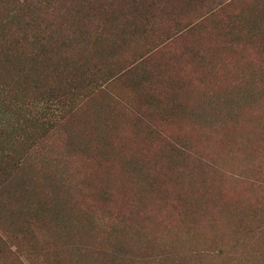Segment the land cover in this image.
Returning <instances> with one entry per match:
<instances>
[{
  "label": "rangeland",
  "instance_id": "rangeland-1",
  "mask_svg": "<svg viewBox=\"0 0 264 264\" xmlns=\"http://www.w3.org/2000/svg\"><path fill=\"white\" fill-rule=\"evenodd\" d=\"M31 4L53 41L5 38L0 264H264V0Z\"/></svg>",
  "mask_w": 264,
  "mask_h": 264
},
{
  "label": "trees",
  "instance_id": "trees-1",
  "mask_svg": "<svg viewBox=\"0 0 264 264\" xmlns=\"http://www.w3.org/2000/svg\"><path fill=\"white\" fill-rule=\"evenodd\" d=\"M10 5H13L14 8L8 5V8H4V13L6 15L11 14L12 20L10 22L12 28H15L16 31L20 34V36H14L13 41L14 43L24 41L28 43L33 48L37 49L35 62L37 63L38 60L44 61L46 59L47 51L45 49L44 41L47 39L48 41H53L52 31L43 25L41 21H37L33 16L23 14L24 7L32 8L33 5L31 4L32 0H9ZM6 30L4 25H0V73L3 69L14 71L16 75L18 73H25L28 70L27 66H24L23 69H20L18 72V65L17 60L15 59V46H9L7 43L9 38L13 36L14 31ZM50 31V37H44L45 32ZM6 38V39H5ZM51 57H54V53L50 52ZM0 76V90L5 91L8 90V83L3 81ZM8 92V91H7ZM5 92V93H7ZM19 98V97H18Z\"/></svg>",
  "mask_w": 264,
  "mask_h": 264
}]
</instances>
